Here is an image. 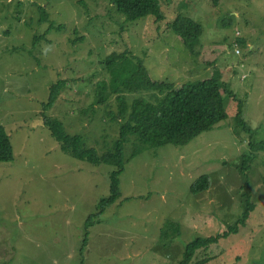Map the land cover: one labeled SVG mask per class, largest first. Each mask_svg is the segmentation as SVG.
<instances>
[{"label":"rangeland","instance_id":"1","mask_svg":"<svg viewBox=\"0 0 264 264\" xmlns=\"http://www.w3.org/2000/svg\"><path fill=\"white\" fill-rule=\"evenodd\" d=\"M159 1L160 23L128 20L110 0H0V126L14 150L12 162L0 163V264H181L189 243L223 233L249 203L246 225L193 263L264 264V146L249 143L264 145V0ZM178 15L203 26L197 55L168 27ZM125 49L155 81L177 88L218 73L237 101L227 95L228 118L187 145L145 146L133 156L136 144L127 143L122 197L87 232L116 168L63 152L43 105L65 81L46 114L107 152L120 132L109 114L118 112L116 96L92 106L97 83L109 79L104 59ZM137 97L153 102L156 94L128 96ZM241 101L253 138L237 124ZM202 176L211 186L193 194ZM169 222L180 236L166 232Z\"/></svg>","mask_w":264,"mask_h":264},{"label":"trees","instance_id":"2","mask_svg":"<svg viewBox=\"0 0 264 264\" xmlns=\"http://www.w3.org/2000/svg\"><path fill=\"white\" fill-rule=\"evenodd\" d=\"M110 1L115 5L117 11L131 21L148 16H153L156 23L163 22L165 19L159 0ZM40 10L43 15L40 22H43L47 19V15L43 8ZM225 24L227 25V23ZM228 24L230 23L228 22ZM168 27L192 54H198L196 47L203 34L201 24L191 18L178 15L168 24ZM40 38L36 37L34 44H37ZM241 42L242 40H237L238 44ZM126 49L115 52L104 59L102 66L105 67L104 70L109 79L97 83L96 100L92 106L93 108L96 105L108 104L111 97L116 96L118 112L111 111L109 114L113 120L120 122V132L118 139L107 152L100 154L96 148L87 145V141L82 135L69 134L61 121L46 114L56 104L65 87V81L59 80L58 83L52 85L49 101L43 105L44 126L49 129L52 137L60 144L63 152L94 166L107 164L116 168L110 176V195L101 200L98 212L89 217L87 232L94 225L95 220L101 218L107 209L122 197L120 177L125 169L124 149L127 143L134 140V144H136L133 156L140 153L145 146L160 148L167 145L176 147L187 145L202 133L213 130L220 122L228 118L227 95L237 101L227 83L221 80L218 73L209 79L188 82L181 88H177L173 83L167 81H155L143 60ZM139 92L155 93V101L150 102L142 97L129 101V94ZM243 107L244 104L241 101L236 116L237 124L240 130L253 138L256 132L244 120ZM249 143L254 146L253 151L264 146L263 142L258 141L257 143L253 139H250ZM247 158L250 160L249 157ZM13 160L14 150L10 136L6 129L0 126V163H9ZM211 183V177L202 176L192 184L191 192L193 194L204 192L210 188ZM254 208V205L249 203L243 217L223 233L207 239L197 238L189 243L181 264H195L193 261L198 251L207 250L219 244L221 240L238 233L240 226L246 225ZM165 230L168 233L172 232L173 237L181 234L180 226L176 222H169ZM88 235L89 233L86 234V240H88ZM211 260L208 257L196 264H208Z\"/></svg>","mask_w":264,"mask_h":264}]
</instances>
